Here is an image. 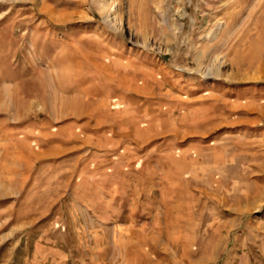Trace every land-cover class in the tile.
<instances>
[{"label":"rangeland","instance_id":"rangeland-1","mask_svg":"<svg viewBox=\"0 0 264 264\" xmlns=\"http://www.w3.org/2000/svg\"><path fill=\"white\" fill-rule=\"evenodd\" d=\"M255 176L264 0H0V264L259 259L183 200Z\"/></svg>","mask_w":264,"mask_h":264},{"label":"crops","instance_id":"crops-1","mask_svg":"<svg viewBox=\"0 0 264 264\" xmlns=\"http://www.w3.org/2000/svg\"><path fill=\"white\" fill-rule=\"evenodd\" d=\"M254 189L249 194L245 195V198L249 202L248 206L231 207L226 205V196L224 193H214L205 188L204 192L198 194H187L186 197H182L183 200L190 201H203L206 207H209L210 202L215 203L218 206V210L210 213L208 222L207 237L204 238L205 242H211L206 245L209 249L213 250H225L226 242L229 236H234L233 248H248L250 250L260 251L261 257L257 258H240L235 261V264H264V218L260 220L253 219V216L258 214L259 208L264 207V199H259L258 195V180L257 177H253ZM223 190L225 188L223 187ZM206 197V198H205ZM150 198V197H149ZM157 197H155L156 199ZM205 198V199H204ZM182 200V199H181ZM154 201H157L154 200ZM253 203V206H252ZM234 206V205H233ZM146 212V211H145ZM148 212V211H147ZM253 215V216H252ZM144 224L147 225L150 222L155 221L156 214L154 212H148L144 215ZM228 218V221L226 220ZM248 219V220H247ZM231 220V221H230ZM143 231V230H142ZM212 235V236H211ZM209 236L212 240L208 241Z\"/></svg>","mask_w":264,"mask_h":264}]
</instances>
